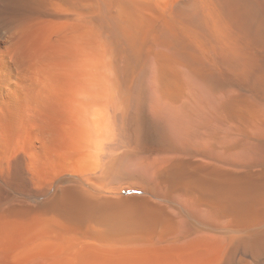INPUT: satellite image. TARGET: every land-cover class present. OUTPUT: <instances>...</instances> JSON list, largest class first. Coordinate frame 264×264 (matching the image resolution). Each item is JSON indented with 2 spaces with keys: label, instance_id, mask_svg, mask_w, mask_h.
<instances>
[{
  "label": "bare ground",
  "instance_id": "obj_1",
  "mask_svg": "<svg viewBox=\"0 0 264 264\" xmlns=\"http://www.w3.org/2000/svg\"><path fill=\"white\" fill-rule=\"evenodd\" d=\"M94 4L79 37L63 15L62 98L0 81V257L264 264V0ZM28 131L44 164L63 159L45 180L38 147L11 144Z\"/></svg>",
  "mask_w": 264,
  "mask_h": 264
},
{
  "label": "rangeland",
  "instance_id": "obj_2",
  "mask_svg": "<svg viewBox=\"0 0 264 264\" xmlns=\"http://www.w3.org/2000/svg\"><path fill=\"white\" fill-rule=\"evenodd\" d=\"M94 3H95V0H32V9L30 10V13L28 14L29 17L27 19L23 17L21 18L15 17L14 15H23V14H18V13L15 14V10L12 5L10 6H6L4 4L2 5L3 7L1 10V14H0L1 15L0 16V28H1L0 29V50H2L0 51V54H1L0 71L4 70V68L5 70L0 72V73H3V74H0V77H3V78H0V81L2 82L5 80H12V82L15 83L16 80L18 79L17 82L15 83V84L17 83L18 84L16 86L13 85V89L10 88L8 90L6 89L3 90V92H5L4 94L7 93L6 91H8L9 94L11 93L13 94V93L20 91L21 89H23L20 87L22 84V81L27 79V77H30L33 79L34 82L38 83L40 81L39 83H41V84H35L33 87H31L32 93L34 92L35 94V92L36 93L43 92L44 94H52V95H57V96L60 95L61 98L63 97V15H72L71 18H73V19H70L71 21L69 20L68 22H66V25H64L66 27L65 28L66 34L72 37H79L83 30V27L81 28L82 24L77 19V17L78 15H94L95 13ZM3 45L6 47V49ZM9 50L13 54H16V53L18 54V58L20 59V63L18 65L15 63L10 64L6 61L5 59L6 53L7 51L9 52ZM27 69L29 70L30 73L27 72ZM19 78L21 79V82L19 81L20 80ZM18 81L20 82V84ZM14 86L17 87L16 90H14L15 89ZM22 91L23 90H21L20 92ZM29 133L30 132L28 131V132H25L24 134L29 135ZM17 135L18 133L15 134V137H12L13 139L16 138L15 140L13 139L11 140L12 146L16 145V148H17L19 144L22 145L21 144L22 142L23 143L22 147H24L25 145L28 146V148H26L27 151L24 149L26 146L23 148L26 151V153L28 152L29 148H30L29 149L30 151L31 147L32 148L33 146L34 148L38 147L36 149L37 151L36 154L38 155L36 154L34 155L37 156V158L35 157V160L37 161L36 168H37L40 178L45 180L49 176L53 175L54 173L61 171V169L63 168V159H59V158H55L56 161H54L55 159L53 158H51L52 160L48 158L49 160L54 161L55 163L49 162L48 159L46 160L50 163L49 166L52 165L51 163H54L50 167L51 168L50 171H47L46 169L44 170L41 168V165H44V168L47 165L46 168L49 170L48 162L44 164L46 158L44 154L41 155L42 151H41V154H39L40 152L38 151H40V147L39 145L36 146L38 144L36 141L37 140L36 137L34 135L30 136L32 135V133H30L29 138H28V135H25V136L21 135L22 138L24 137V140L20 138L21 136L20 137L18 136L20 139L16 137ZM30 138L31 140H29ZM18 142L20 143L18 144ZM10 148L11 147H9V149ZM3 150L5 151V147L3 148ZM4 151L1 150L0 154L2 155V152L6 154ZM30 152H28L30 153V155L28 154V156L32 157L33 155L31 154L35 152H33V149ZM2 156H5V155H2ZM2 156L0 158H2ZM32 158L34 159V157ZM41 162H43V164H40ZM149 164L150 163L148 161H144L141 165V168L146 169V167L151 166V164L150 165ZM38 165L42 171L41 174L43 173V170L47 173H43V175H40V169H38ZM149 168L151 167H148L147 169ZM2 172L3 170L2 171L0 170V173ZM14 187H15L14 188L15 191L11 190V192L16 194L18 198H24L23 196L24 188L21 186L19 187L14 186ZM38 187H40L39 184L35 182H31L30 188L36 189ZM131 193L138 194V192H135V191H126L125 195H129ZM23 244L24 243H22V247L25 246ZM15 246H17V244ZM19 247L22 248L21 244ZM17 248L15 249L14 252H12V250L14 249L12 250L10 249L11 253L13 254L15 252L16 253L14 255L11 254L8 260L4 261V259L0 257L1 258L0 264H24L26 261V258H24L25 253L28 250L27 248L29 247L26 246L25 247L26 250L23 247V250L25 251L23 254L21 253L23 252V250L22 249L20 250L18 248L19 250L17 251ZM19 253H21V255H19ZM53 259L54 258L51 259V262ZM53 262H56V261L53 260ZM25 264H31V262L27 261ZM55 264H63V260L57 261Z\"/></svg>",
  "mask_w": 264,
  "mask_h": 264
}]
</instances>
